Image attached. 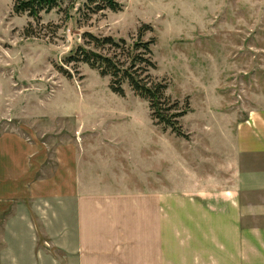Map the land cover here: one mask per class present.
Instances as JSON below:
<instances>
[{"label":"crops","instance_id":"1","mask_svg":"<svg viewBox=\"0 0 264 264\" xmlns=\"http://www.w3.org/2000/svg\"><path fill=\"white\" fill-rule=\"evenodd\" d=\"M61 117L72 132L0 133V221L50 208L40 237L10 210L0 264H264V109L219 126L227 139L197 140L190 162L165 142L144 158L138 141L87 138L79 115Z\"/></svg>","mask_w":264,"mask_h":264},{"label":"rangeland","instance_id":"2","mask_svg":"<svg viewBox=\"0 0 264 264\" xmlns=\"http://www.w3.org/2000/svg\"><path fill=\"white\" fill-rule=\"evenodd\" d=\"M84 1L63 0L36 22L15 14L12 0H0V133L23 128L65 135L72 131L57 116L68 113L94 130L87 138L138 141L144 158L149 142H165L172 156L187 152L190 162L197 140L227 139L229 132L219 126L243 121L249 109H264V0H119L120 11L89 13L87 18ZM30 23L36 35L27 37ZM145 24L151 30L144 40L154 39L157 68L151 74L167 82L170 100L189 105L179 120L188 138L156 125L147 101L128 84L120 96L111 91L109 76L68 62L83 44L85 31L130 43ZM250 169L259 167L253 169L251 163ZM24 205L5 213L0 237L12 209L26 213L42 235L38 222H47L48 202Z\"/></svg>","mask_w":264,"mask_h":264},{"label":"trees","instance_id":"3","mask_svg":"<svg viewBox=\"0 0 264 264\" xmlns=\"http://www.w3.org/2000/svg\"><path fill=\"white\" fill-rule=\"evenodd\" d=\"M62 1L12 0V10L15 14H27L39 22L42 14L58 8ZM83 8V16L87 18L89 13L120 11L122 5L119 0H85ZM150 30L149 25H143L130 43L123 38L101 37L85 31L83 44L77 46L75 52L69 56L68 62L86 64L96 69L101 76H109L111 91L120 96H124L123 85L128 84L135 95L147 101L151 119L156 125L170 129L177 136L188 138L179 122L190 111L187 101L180 105L179 102L170 100L166 96L167 82L156 79L151 74V71L157 68L152 51L154 39L144 40V33ZM24 33L27 37L36 35L31 23ZM66 76L71 77L70 74Z\"/></svg>","mask_w":264,"mask_h":264}]
</instances>
